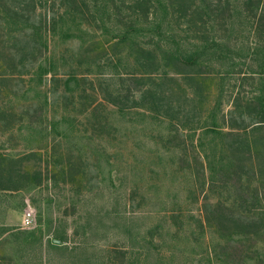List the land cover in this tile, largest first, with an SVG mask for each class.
Segmentation results:
<instances>
[{
  "label": "rangeland",
  "instance_id": "1",
  "mask_svg": "<svg viewBox=\"0 0 264 264\" xmlns=\"http://www.w3.org/2000/svg\"><path fill=\"white\" fill-rule=\"evenodd\" d=\"M246 3L0 0V264H264Z\"/></svg>",
  "mask_w": 264,
  "mask_h": 264
},
{
  "label": "trees",
  "instance_id": "2",
  "mask_svg": "<svg viewBox=\"0 0 264 264\" xmlns=\"http://www.w3.org/2000/svg\"><path fill=\"white\" fill-rule=\"evenodd\" d=\"M246 6H245V11L247 12V14L250 15L251 18H255L256 20V26L259 27H264V0H246ZM257 28V29H258ZM260 31V30H259ZM261 33V31H260ZM165 56L167 59H171L172 62L174 63V66L178 69L177 71L179 72V75L182 76V80L183 82H188V81H192L196 78L202 77V72L199 70H197L198 68H200L202 65L199 63L198 59H199V52H197V50L191 52L190 54L187 55H182V56H176L175 54H173L171 51H166L165 52ZM149 88H136L135 91L140 93L142 97H146V98H152L154 99V94H150V90H147ZM149 93V94H147ZM148 95V96H147ZM255 101V105H258L260 108V121H259V125H257L256 127H262L261 129V134H262V141H260V143L262 145H264V88H261L260 93L258 94V96H255L254 98ZM171 107V106H170ZM233 111H231L232 114ZM222 120L224 123H226V117L222 116ZM260 129V128H259ZM240 143L238 146H234L235 144ZM245 143V146L247 147L248 144V139L247 138H243L241 142L240 141H234L233 144V150H237L240 151L243 147V144ZM241 146V147H240ZM249 154V159H251V154L250 151L248 152ZM260 155L262 154H256V157L258 160L260 159ZM264 155V153H263ZM264 163V156H263V160ZM59 242L61 243L60 239ZM51 246L53 247H58V245L54 243L51 244Z\"/></svg>",
  "mask_w": 264,
  "mask_h": 264
},
{
  "label": "built area",
  "instance_id": "3",
  "mask_svg": "<svg viewBox=\"0 0 264 264\" xmlns=\"http://www.w3.org/2000/svg\"><path fill=\"white\" fill-rule=\"evenodd\" d=\"M31 220V214L30 212H27L25 215H24V222H30Z\"/></svg>",
  "mask_w": 264,
  "mask_h": 264
}]
</instances>
